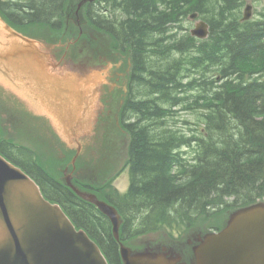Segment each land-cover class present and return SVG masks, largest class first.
<instances>
[{
  "label": "trees",
  "instance_id": "1",
  "mask_svg": "<svg viewBox=\"0 0 264 264\" xmlns=\"http://www.w3.org/2000/svg\"><path fill=\"white\" fill-rule=\"evenodd\" d=\"M68 1L0 0V12L15 26L60 29ZM245 5L101 0L89 6L90 24L111 35L113 49L131 57L128 94L115 121L129 135L130 179L125 193L112 180L100 186L80 177L74 184L119 210L125 244L162 231L167 239L186 240L201 219L208 233L222 228L217 216L223 212L264 201V7L259 18L245 22ZM193 13L210 26L206 40L184 25ZM182 113L197 122L181 127ZM0 136V153L63 207L111 264H123L110 220L54 175L52 142L43 141L44 153L8 140L1 129Z\"/></svg>",
  "mask_w": 264,
  "mask_h": 264
},
{
  "label": "water",
  "instance_id": "2",
  "mask_svg": "<svg viewBox=\"0 0 264 264\" xmlns=\"http://www.w3.org/2000/svg\"><path fill=\"white\" fill-rule=\"evenodd\" d=\"M251 17L252 6L249 5L244 20ZM0 29L4 31L0 33L1 76L23 94L22 98L35 112L49 115L62 141L80 154L81 139H90L95 134L102 104L98 110L93 108L96 113L85 118L73 119L74 112H84L85 107L90 111L93 100L101 99L103 80L91 75L88 82L66 81L53 62V55L49 56L41 48V42L12 30L1 19ZM192 33L205 39L209 35V25L201 21ZM87 70L99 76L95 74L99 68H85V65H74L66 73L85 76ZM65 115L70 116L68 121ZM69 185L110 219L114 235L120 240L122 220L117 209L96 195L83 192L72 183ZM193 251V264H264V202L234 212L222 231L200 238ZM121 256L124 264H178L179 261L163 253L135 252L123 243ZM0 264H109L88 232L78 229L59 204L46 199L39 185L1 154Z\"/></svg>",
  "mask_w": 264,
  "mask_h": 264
},
{
  "label": "rangeland",
  "instance_id": "3",
  "mask_svg": "<svg viewBox=\"0 0 264 264\" xmlns=\"http://www.w3.org/2000/svg\"><path fill=\"white\" fill-rule=\"evenodd\" d=\"M245 2L246 4H253V18H259V13L264 7V0H245ZM184 25L187 29H189V31H191L195 26V22L188 19L186 22H184ZM35 28L36 27L31 29L33 33L30 32V34L36 36L35 38L38 40L42 38V40L45 42V46L41 42L43 44V46L41 45V48L44 49L45 53H47L49 56H54H52V59L53 62L57 64L58 69L68 70L74 66V63L72 64L69 59L64 60L60 56H57V50L53 45H61V53L66 51L71 53L70 56L74 60L80 57L88 59L89 63L85 64V68H89L90 66H92L93 68H99L98 73H95L99 76H96L94 74H92V76L94 78L96 77L100 80H103V84L100 88V91L102 92V94L100 95L101 99L93 100V107L89 111L90 114L96 113L100 104H102L101 109H104L102 113V110H98V113H101L100 118H102L103 120L98 121L95 125V130H98L96 138L97 149H94V153L92 154L86 153L85 149L83 151L84 154L82 155H86V159L81 158L80 160L78 159L77 162L72 163L73 159L69 157V154H67L68 149L61 145L59 140L56 139L52 135V133H50L45 128L41 127L40 134L38 133V131L35 132V134L37 135L29 136L25 134V131L27 129H29V131H27L30 134L32 128L34 130H38L39 126H37L36 124L33 125L31 121H28L26 119L28 116L24 114L21 115L25 117V123L20 118H16L17 116L14 114L15 119H18L19 121L13 126L9 124L7 118H2L0 116V127L2 134L6 138L12 139L14 141L18 140V142L24 143L25 146H35L39 151H42L44 153L46 149L42 139H52L53 145H55L59 150V152H53L51 154L53 158L57 159V161L53 164L52 169L54 175L60 178V180L64 179V172L66 168L72 166L76 170H82V172L84 173V178L86 180H90V182H93L96 185H100L107 182L108 180H112L114 186H116L121 192L125 193L128 189L130 179L129 172L127 169H125L126 162L128 160L127 149L129 135L126 132H120L119 128L117 129L115 127V121L117 124L120 107L122 106L126 95L128 94L127 86L130 66L128 60L129 55L127 53H122L113 49L112 38L108 34L103 33V31L97 30L92 26L89 29L83 31L80 37L73 38V45H70L71 39L69 36H63L61 38L57 33L52 32L48 28H45L43 30ZM78 30L79 27L75 25L74 32L78 33ZM2 31L3 30L0 29V33H2ZM22 97L23 94L21 92H17V90L10 84H8V82L0 74V98H3L5 102L7 100L11 101V104L14 108L26 112V107L30 108L31 104L27 103L25 98L23 99ZM93 108H96L97 110L95 111V109ZM0 110L5 111L4 109ZM85 117L86 116H84L83 118ZM49 118L51 120L50 116ZM89 118L91 119L90 116ZM179 120L181 121L180 126L184 128H189L193 126L192 124L197 122L194 118V115L186 113H182L179 116ZM186 120L191 122V125H186L184 123V121ZM44 132L45 136H39L44 134ZM81 140L83 141V144H87V141L83 139ZM76 170L73 176L77 175L78 172H76ZM115 172H118L117 175H114ZM229 215L230 212L227 211L217 216V218H219L220 220H226ZM203 230L206 231L208 230V228L205 220L201 219L194 226V228L189 230L188 233L183 237L193 236L191 240L194 244V236L196 234L201 235L204 232ZM167 236V233L162 231L160 233L145 235L142 238L131 242V244L136 247H144L146 245L155 246L159 244H173L174 241L169 242L170 239H167Z\"/></svg>",
  "mask_w": 264,
  "mask_h": 264
},
{
  "label": "flooded vegetation",
  "instance_id": "4",
  "mask_svg": "<svg viewBox=\"0 0 264 264\" xmlns=\"http://www.w3.org/2000/svg\"><path fill=\"white\" fill-rule=\"evenodd\" d=\"M71 1H74V0H71ZM82 1L83 0H75V4L68 7L65 11V18L67 19V20H65L66 25H67V29H69V27L71 26V23H72V24L79 27V32H80L79 35H81L83 33L82 24L83 23L87 24V19H86L85 15L83 14V12H85V10L87 9V6L89 5V4L87 5V0H86V2H84V4L79 7L78 3L82 2ZM88 1L93 2L94 0H88ZM95 1H97V0H95ZM0 10H1V7H0ZM11 25H13L16 28L19 27V26H15L14 24H11ZM71 32L73 33L74 31L71 30ZM73 38H75V35L73 36ZM73 43H74L73 41H70V45H73ZM60 46H57V47H60ZM70 55H71V53H69L67 51L63 52V53L60 52L57 54V56H60L64 60L69 59V61L72 64L77 63V62H83L82 60L85 59V58L80 57V58H77L76 60H74ZM26 108H27L26 112H23L22 110L14 108L13 105L11 104V101L7 100L5 102L3 100V98H0V109L5 110V111L0 110V116L2 118H7L8 122L11 126H13L14 124H17V122L19 121L18 119L17 120L15 119L14 116L16 115L17 116L16 118H20L24 123L26 122V119H27L28 121L38 123L43 128L45 126L46 130H48L51 133V130H50L51 128H49V126H48L49 125V119L46 117L47 115L42 114L41 112H38L36 114L31 109H29L28 107H26ZM21 114H24L28 117L25 119V117L22 116ZM75 170H76L75 168L66 169L64 172L66 174V179H69L70 176L73 178ZM162 246L163 245H157L154 249L156 251L164 252L166 254L169 253L171 258L181 260L180 263H182V262L188 263L187 258L189 257L188 254H190L189 248H191V250L193 249L192 245H188V246L174 245V246H166V248L162 247ZM190 257H191L190 258V264H191L193 258H192V256H190Z\"/></svg>",
  "mask_w": 264,
  "mask_h": 264
},
{
  "label": "bare ground",
  "instance_id": "5",
  "mask_svg": "<svg viewBox=\"0 0 264 264\" xmlns=\"http://www.w3.org/2000/svg\"><path fill=\"white\" fill-rule=\"evenodd\" d=\"M45 27H46V26L40 24V25H38L35 29L43 30V29H45ZM188 153H189V151H188ZM192 154H193V153H191L190 155H192ZM185 155H186V153H185ZM187 155H189V154H187ZM190 155H189V156H190ZM186 158H187V157H186Z\"/></svg>",
  "mask_w": 264,
  "mask_h": 264
}]
</instances>
